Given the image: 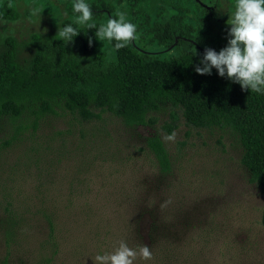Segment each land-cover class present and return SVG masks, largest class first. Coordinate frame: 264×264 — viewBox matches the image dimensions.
<instances>
[{
  "label": "rangeland",
  "instance_id": "1",
  "mask_svg": "<svg viewBox=\"0 0 264 264\" xmlns=\"http://www.w3.org/2000/svg\"><path fill=\"white\" fill-rule=\"evenodd\" d=\"M32 2L12 6L14 20L0 17V66L9 36L25 68L39 52L58 57L59 28L77 15L70 3ZM32 7L44 9L41 17L30 19ZM67 43L88 73L115 60L111 41L89 50ZM95 111L99 118L85 120L57 108L36 125L28 116L0 118V264H94L121 240L150 247L154 258L136 264H264V192L233 130L190 125L166 99L145 125ZM153 137L167 148V171Z\"/></svg>",
  "mask_w": 264,
  "mask_h": 264
},
{
  "label": "trees",
  "instance_id": "2",
  "mask_svg": "<svg viewBox=\"0 0 264 264\" xmlns=\"http://www.w3.org/2000/svg\"><path fill=\"white\" fill-rule=\"evenodd\" d=\"M125 1L132 23L139 25L138 34L145 33L153 43L159 41L161 48H168L180 36L171 50L146 52L133 42L117 50L113 40V64L88 73L70 53L67 41L60 39L57 58L39 52L31 68H25L18 60V42L9 36L1 56L0 118L19 120L28 116L36 125L45 116L56 114L57 108L85 120L99 118L98 109L114 114L127 125H145L150 122L148 114L158 110L160 101L166 99L182 109L190 125L233 130L244 148L242 162L264 192V94L242 90L239 83L221 77L215 68L210 75L195 71L205 52L196 44L217 52L227 46L231 27L227 21L235 0ZM0 17L14 20L18 12L0 6ZM95 23L97 28L102 24ZM69 24L80 32L74 39L80 40L84 49L97 45L96 29L76 24L73 16L63 20L62 28ZM19 129L21 124L17 125ZM149 146L162 169L169 170L164 142L153 137Z\"/></svg>",
  "mask_w": 264,
  "mask_h": 264
},
{
  "label": "clouds",
  "instance_id": "3",
  "mask_svg": "<svg viewBox=\"0 0 264 264\" xmlns=\"http://www.w3.org/2000/svg\"><path fill=\"white\" fill-rule=\"evenodd\" d=\"M9 7H12L9 4ZM74 13L77 14L75 23L86 26L88 29H96L95 36L100 41H115V49L119 50L133 41L138 40L137 25L130 22L124 12H117L118 18L109 19L106 24L98 28L93 22L91 6L85 0H75L72 5ZM41 7L30 9L31 17H41ZM218 11H223L218 8ZM227 24L228 44L219 52L212 48H206L204 55L195 71L198 74H211L213 68L221 77L239 83L242 90H250L254 93L264 94V0H235L234 10L229 15ZM71 24L59 28L56 37L61 40L72 42L79 35ZM92 45L91 38L89 46ZM202 65V66H201ZM176 133L166 136V140H174ZM171 203L166 200L161 204L164 209ZM153 252L148 245L137 248L130 247L121 240L112 252L92 257L94 264H136L137 260H152Z\"/></svg>",
  "mask_w": 264,
  "mask_h": 264
},
{
  "label": "flooded vegetation",
  "instance_id": "4",
  "mask_svg": "<svg viewBox=\"0 0 264 264\" xmlns=\"http://www.w3.org/2000/svg\"><path fill=\"white\" fill-rule=\"evenodd\" d=\"M32 1H35L34 3H36L39 0H0V6H9V4H11L12 6L22 7V6L29 5L30 2L33 4ZM43 1H47V4H49L51 6H56V7L69 6V3L71 5H73V3L75 2V0H62L63 2H61V3H57L56 0H43ZM85 2L88 3L92 8L93 18H95V20L93 22H99L100 21L102 24H106L109 19L118 18L115 15L118 11L124 12L126 15V18L130 22L133 21L131 19V17H132L131 11L128 8V6L126 5L125 0H85ZM156 24L162 25V22H157ZM164 25H166V24H164ZM151 26L153 27V25H151ZM137 28H139V25L137 26ZM178 37L180 38V36H178ZM139 41L141 42V43H139L140 44L139 48L142 49L143 51H146V52L166 53L173 48L172 47L173 44H172L168 48L151 50L150 47H152V48L154 46L161 47L159 44L160 42L157 41V42L153 43V41L150 40V38L145 33L141 34V32H139Z\"/></svg>",
  "mask_w": 264,
  "mask_h": 264
},
{
  "label": "water",
  "instance_id": "5",
  "mask_svg": "<svg viewBox=\"0 0 264 264\" xmlns=\"http://www.w3.org/2000/svg\"><path fill=\"white\" fill-rule=\"evenodd\" d=\"M178 39H179V37L176 38V41H175V43L172 45V47L177 43ZM196 45L198 46V48H200V49H202L203 51H205L206 48H203V47H201V46L198 45V44H196ZM172 47H171V48H172ZM207 48H211V47H207ZM212 49L216 50L215 48H212ZM216 51H217V50H216Z\"/></svg>",
  "mask_w": 264,
  "mask_h": 264
}]
</instances>
